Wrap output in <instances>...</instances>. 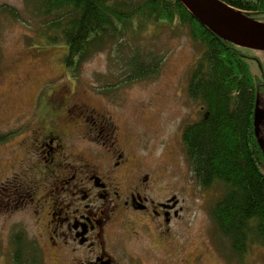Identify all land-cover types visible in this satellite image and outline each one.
<instances>
[{"label":"rangeland","instance_id":"374dc122","mask_svg":"<svg viewBox=\"0 0 264 264\" xmlns=\"http://www.w3.org/2000/svg\"><path fill=\"white\" fill-rule=\"evenodd\" d=\"M36 6L35 0H0V264H16L20 233L26 235L28 245L41 251L40 264H52L51 250L39 242L34 200L20 201V186H31L39 176L23 172L17 145L29 123L20 116L15 118L49 81L68 82L63 87L71 89L75 97L109 112L120 126L122 143L144 156L146 165L170 163L167 181L185 199L180 217L171 224L169 244L158 242L159 248L150 250L147 236L124 240L117 247L123 264H264V244L258 241L251 243L242 259L232 255L230 240L212 215L224 187L219 183L200 186L186 153L183 128L203 113L202 103L189 94L188 83L204 46L194 41L189 29L178 24H151L120 43L109 42L73 74L64 63V38L60 35L55 42L45 38L44 20ZM135 46L161 54L163 62L157 74L125 81L121 60ZM248 52L252 72L264 78V51ZM261 89L264 95V85ZM74 137L83 147L85 141L80 136H72L70 143H75Z\"/></svg>","mask_w":264,"mask_h":264},{"label":"trees","instance_id":"16d2710c","mask_svg":"<svg viewBox=\"0 0 264 264\" xmlns=\"http://www.w3.org/2000/svg\"><path fill=\"white\" fill-rule=\"evenodd\" d=\"M225 1L264 20V0ZM35 3L44 20L45 38L50 42H55L60 35L64 38L67 45L64 63L73 74L83 61L109 42L120 43L130 34L147 30L151 24H178L189 29L194 41L204 46L188 83L189 94L202 103L203 113L198 120L186 124L182 132L195 179L200 186L219 183L224 187V193L213 205L212 215L221 232L229 238L234 257L242 259L253 241L264 244V95L261 89L264 78L252 72L249 49L212 32L179 0H35ZM162 62L161 54L144 52L135 46L121 60L123 79L133 81L153 76ZM44 83L48 87L52 85V82ZM31 101L21 110L29 108ZM37 194L35 208L36 203L40 202V207L44 204V199L41 202ZM28 201L32 200L28 198ZM35 223L38 234L42 233L43 224ZM25 236L21 233L17 236L16 264H40L41 251L34 244L28 245ZM39 242L43 246L40 239Z\"/></svg>","mask_w":264,"mask_h":264},{"label":"flooded vegetation","instance_id":"af4514ba","mask_svg":"<svg viewBox=\"0 0 264 264\" xmlns=\"http://www.w3.org/2000/svg\"><path fill=\"white\" fill-rule=\"evenodd\" d=\"M54 83L15 117L29 123L17 145L23 172L39 176L20 186V201L43 191L34 213L52 264H123L117 247L145 236L150 250L168 245L185 201L167 181L170 163L146 165L109 112L75 97L68 82ZM74 135L83 147L76 137L70 143Z\"/></svg>","mask_w":264,"mask_h":264},{"label":"water","instance_id":"95a60500","mask_svg":"<svg viewBox=\"0 0 264 264\" xmlns=\"http://www.w3.org/2000/svg\"><path fill=\"white\" fill-rule=\"evenodd\" d=\"M204 26L221 38L247 49L264 51V20L225 0H179ZM259 108L256 110L258 121Z\"/></svg>","mask_w":264,"mask_h":264}]
</instances>
